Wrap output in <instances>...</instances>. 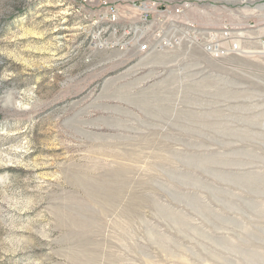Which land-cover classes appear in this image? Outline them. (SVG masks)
<instances>
[{"label": "rangeland", "instance_id": "rangeland-1", "mask_svg": "<svg viewBox=\"0 0 264 264\" xmlns=\"http://www.w3.org/2000/svg\"><path fill=\"white\" fill-rule=\"evenodd\" d=\"M0 264H264V0H0Z\"/></svg>", "mask_w": 264, "mask_h": 264}, {"label": "built area", "instance_id": "built-area-1", "mask_svg": "<svg viewBox=\"0 0 264 264\" xmlns=\"http://www.w3.org/2000/svg\"><path fill=\"white\" fill-rule=\"evenodd\" d=\"M102 4L104 7H106V11L102 15L104 18V20L102 22L103 25L99 24L100 23L99 20H96V21H94V23H92V24H95L96 29H98L97 34H100L101 32H103V34H104L105 32L109 31V35L107 37L110 38V36L115 35L118 31L122 30L123 34L129 35L130 31H132L131 30L132 28H126L123 25H121L120 16H119V9L117 8V6H115L114 4L107 3V2H103ZM133 6L135 8H138L140 11L144 12L143 15L141 16V18H139V20L135 21L132 24L133 27H135L134 30L137 31L141 27L146 26L150 23V19H149L150 13H149L148 5H146L145 3H141L140 6H136V5H133ZM175 11H176V13H180L181 8H177V10H175ZM100 25H101V27H100ZM130 25H131V23H130ZM104 28H105V30H103ZM190 28H192L191 33H193L194 26H191ZM217 35L218 34L214 31H211L208 33L207 38L209 41H206L203 43V51L206 54H209L214 58H221V57L225 56L227 52H225L223 50V48L220 47L219 38ZM221 37L228 38L229 32L225 31L223 34L221 33ZM128 40H130V41L128 43H125V45L131 44L130 47H132V45L135 46L138 53H140V54L150 52L152 47H153L149 41L144 40L142 38L140 39V38L134 37L133 39L129 38ZM172 42H173V40H170V43H169V41L164 39L162 41L161 45L162 46H168L170 44V48H172L173 47ZM110 45H113V44H110ZM162 46L159 45V47H162ZM227 51L230 54L236 53L238 51L237 44L234 43L232 45V47H230Z\"/></svg>", "mask_w": 264, "mask_h": 264}]
</instances>
